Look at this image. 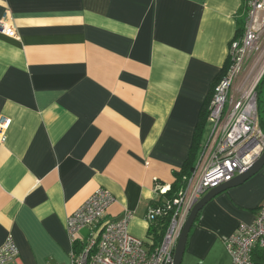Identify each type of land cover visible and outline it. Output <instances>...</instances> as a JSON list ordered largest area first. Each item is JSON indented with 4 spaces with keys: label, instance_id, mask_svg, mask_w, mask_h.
Listing matches in <instances>:
<instances>
[{
    "label": "crops",
    "instance_id": "obj_1",
    "mask_svg": "<svg viewBox=\"0 0 264 264\" xmlns=\"http://www.w3.org/2000/svg\"><path fill=\"white\" fill-rule=\"evenodd\" d=\"M243 4L0 0L16 33L0 30V245L13 237L17 264H69L66 217L98 187L115 197L107 217L129 209L151 246L148 208L188 156ZM263 202V169L210 199L181 264H230L225 239Z\"/></svg>",
    "mask_w": 264,
    "mask_h": 264
},
{
    "label": "built area",
    "instance_id": "obj_2",
    "mask_svg": "<svg viewBox=\"0 0 264 264\" xmlns=\"http://www.w3.org/2000/svg\"><path fill=\"white\" fill-rule=\"evenodd\" d=\"M243 3V29L230 41L229 65L213 86L207 115L210 132L196 165L175 197L157 200L148 208L149 221L168 215L161 240L146 247L144 239L130 233L129 209L118 217H107L115 197L98 187L66 217L69 264H172L176 241L192 206L206 191L229 181L262 153L264 131L258 124L256 87L264 74V0ZM0 30L16 36L6 22H0ZM7 125L8 119L0 117V139ZM168 189L160 187L158 191ZM224 244L230 264H255L256 250L264 256V202L253 220L238 224ZM17 258V245L9 235L0 245V264H17Z\"/></svg>",
    "mask_w": 264,
    "mask_h": 264
},
{
    "label": "trees",
    "instance_id": "obj_3",
    "mask_svg": "<svg viewBox=\"0 0 264 264\" xmlns=\"http://www.w3.org/2000/svg\"><path fill=\"white\" fill-rule=\"evenodd\" d=\"M228 65H229V59H227L219 75V78L224 74ZM211 95H212V91L203 105L200 118H199L197 127L194 132L192 145L190 147L188 156L186 160L183 162L180 170L175 172V180L170 185L169 189L166 190L164 193H159L160 195L159 201H163V199L171 200L173 197H175L178 194V191L185 185L187 176H189V174L192 172V170L194 169L196 165L200 152L202 151V147H200L201 136H202L205 124H206V119H207L208 110H209L208 107H209ZM256 105H257V111H258L257 113L258 114V124L260 128L264 131V75L261 77L256 87ZM197 216L195 220L197 219ZM167 222H168V215L159 216L150 221V227H149L148 233H149V236L153 240V243L151 244V246L157 244L161 240V237L167 226ZM263 260H264V256L261 250H256L255 251V264H259Z\"/></svg>",
    "mask_w": 264,
    "mask_h": 264
},
{
    "label": "water",
    "instance_id": "obj_4",
    "mask_svg": "<svg viewBox=\"0 0 264 264\" xmlns=\"http://www.w3.org/2000/svg\"><path fill=\"white\" fill-rule=\"evenodd\" d=\"M264 167V150L259 155V157L254 160L250 165H248L242 172L236 174L234 177H232L229 181H225L221 184H219L216 187L210 188L208 191H206L198 200L197 202L192 206L190 212L188 213V216L181 228L179 237L176 241L175 248H174V258L172 264H181L183 253L185 250L187 237L189 234V231L195 221V218L199 211L203 208V206L214 196H216L218 193L236 186L238 184L243 183L248 178H250L252 175L263 169ZM202 264V263H198Z\"/></svg>",
    "mask_w": 264,
    "mask_h": 264
},
{
    "label": "rangeland",
    "instance_id": "obj_5",
    "mask_svg": "<svg viewBox=\"0 0 264 264\" xmlns=\"http://www.w3.org/2000/svg\"><path fill=\"white\" fill-rule=\"evenodd\" d=\"M244 15H245V13H244ZM250 65H251V63H248L247 65H246V68L248 69L249 67H250ZM264 75V74H263ZM264 170V169H263Z\"/></svg>",
    "mask_w": 264,
    "mask_h": 264
}]
</instances>
